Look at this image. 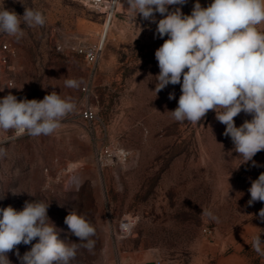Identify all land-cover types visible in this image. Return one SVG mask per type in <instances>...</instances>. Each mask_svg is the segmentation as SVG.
<instances>
[{
	"label": "rangeland",
	"instance_id": "374dc122",
	"mask_svg": "<svg viewBox=\"0 0 264 264\" xmlns=\"http://www.w3.org/2000/svg\"><path fill=\"white\" fill-rule=\"evenodd\" d=\"M211 2L199 0L202 7ZM22 3L42 12L46 23L22 25L19 39L0 33V98L42 100L55 91L74 108L50 135L14 138L12 130H0V207L49 204L58 238L72 243L79 238L65 217L83 215L95 229L94 245L80 247L71 264H264L253 247L257 237L264 240L258 218L264 202L247 203L251 181L264 173V150L253 157L257 166L241 164L214 111L195 124L172 117L181 86L153 91L160 71L155 51L167 39L154 35L156 24L134 19L126 0H115L111 18L85 0ZM22 3L0 0V9L23 15ZM195 3L169 8L190 15ZM4 44L15 55L6 56ZM80 44L102 46L95 68L78 53ZM85 108L97 115L94 122L83 119ZM251 119L243 112L234 118L237 127ZM107 147L126 150L127 162L99 166ZM128 219L132 227L123 234ZM30 248L17 246L21 256ZM15 252L8 259L20 264Z\"/></svg>",
	"mask_w": 264,
	"mask_h": 264
},
{
	"label": "clouds",
	"instance_id": "9594fccd",
	"mask_svg": "<svg viewBox=\"0 0 264 264\" xmlns=\"http://www.w3.org/2000/svg\"><path fill=\"white\" fill-rule=\"evenodd\" d=\"M22 3V0H20ZM115 2V0H114ZM127 10L143 20L156 24L155 36L164 39L155 51L160 69L155 76V94L169 84L181 86L175 110L169 111L178 122H200L207 113L225 125L224 136L230 137L239 160L245 164L264 150V0H212L202 7L196 0L191 14L180 7L187 0H126ZM23 4V3H22ZM24 6V4H23ZM23 15L4 6L0 9V33L19 39L22 25L44 26L45 15L24 6ZM159 13L161 19L157 20ZM141 31V29H140ZM67 87L77 81L66 80ZM4 88H0L3 91ZM169 99H175L169 93ZM74 105L53 91L42 100H18L11 93L0 98V130H12L14 138L22 135H50ZM252 116L239 127L234 118L241 113ZM4 154L0 149V156ZM253 166H257L253 161ZM14 195L22 192L10 190ZM252 206L264 202V173L251 181L248 189ZM49 204L25 201L23 209L0 207V264H11L7 254L16 249L20 264H71L80 247L91 250L95 229L76 212L64 220L79 243L59 239V231L48 216ZM264 222V208L258 213ZM37 241L33 244V241ZM31 245L22 256L18 245ZM257 237L253 247L264 255Z\"/></svg>",
	"mask_w": 264,
	"mask_h": 264
},
{
	"label": "built area",
	"instance_id": "2783aa9c",
	"mask_svg": "<svg viewBox=\"0 0 264 264\" xmlns=\"http://www.w3.org/2000/svg\"><path fill=\"white\" fill-rule=\"evenodd\" d=\"M87 5L95 7L97 9L102 10L105 13H110V18L113 11V3L114 0H85ZM2 52L7 54L6 56L15 55V49L11 47L9 44L2 45L1 48ZM78 53L84 57L85 61L92 66L93 68L99 62L102 53V46L100 45H87V44H80L77 47ZM6 56H3V62H7ZM82 91L84 94H88L89 89L87 87H83ZM82 117L85 121L94 122L97 119V115L91 108H85L82 112ZM129 158V153L120 148L116 147H107L104 148L98 156V165L104 167L108 164H124L127 162ZM132 227V220L128 219L121 224L120 231L123 234H127L130 232Z\"/></svg>",
	"mask_w": 264,
	"mask_h": 264
},
{
	"label": "bare ground",
	"instance_id": "6f19581e",
	"mask_svg": "<svg viewBox=\"0 0 264 264\" xmlns=\"http://www.w3.org/2000/svg\"><path fill=\"white\" fill-rule=\"evenodd\" d=\"M102 43V42H101Z\"/></svg>",
	"mask_w": 264,
	"mask_h": 264
}]
</instances>
